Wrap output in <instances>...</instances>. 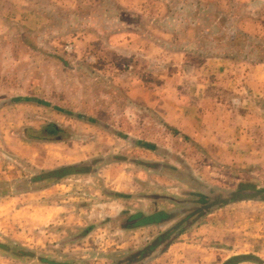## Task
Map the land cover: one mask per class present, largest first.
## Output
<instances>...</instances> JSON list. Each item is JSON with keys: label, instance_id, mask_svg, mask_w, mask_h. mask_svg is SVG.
Returning <instances> with one entry per match:
<instances>
[{"label": "rangeland", "instance_id": "1", "mask_svg": "<svg viewBox=\"0 0 264 264\" xmlns=\"http://www.w3.org/2000/svg\"><path fill=\"white\" fill-rule=\"evenodd\" d=\"M0 42L3 84L25 99L22 107L32 106L20 110L32 115L17 125L0 115V264H116L170 229L165 249L132 264H177L168 248L213 218L225 220L226 233L203 245L214 253L207 262L264 264V193L212 204L220 193L264 190V95L217 114L229 119L223 124L210 126L206 113L216 99L238 106L231 91L264 94V0H0ZM115 75L129 84H116ZM128 85L160 91L169 102L180 91H201V110L193 111L198 138ZM212 133L229 144L209 142ZM69 164L91 170L32 179ZM57 183L45 193L61 197L55 205L63 211L38 197ZM158 210L170 217L122 224L128 214ZM245 211L253 224L242 219Z\"/></svg>", "mask_w": 264, "mask_h": 264}, {"label": "crops", "instance_id": "2", "mask_svg": "<svg viewBox=\"0 0 264 264\" xmlns=\"http://www.w3.org/2000/svg\"><path fill=\"white\" fill-rule=\"evenodd\" d=\"M64 1L65 0H63V2ZM130 56H131V54H130ZM0 80L2 81V84L0 82V115H2L3 121H7L8 117H9L7 115L10 114V116H13V118L9 117V119L14 122V125H17V123L20 124L24 120L23 117H25V116H27V114H29V113H26V115H23L24 110L23 111H20V110L23 109L24 107H28L27 109H29V108L31 109L32 106L29 107V104L26 103L27 106L22 107V105H24L23 103L26 102V101H24L25 99L22 97H16L18 94L15 93V91H12L8 94L7 84L6 85L3 84V83H6L4 77L0 76ZM18 80H20V78L15 79V84H18ZM48 80L49 79L47 78V81ZM50 80H52L51 77H50ZM123 80L124 79L122 78V75H115V77H114V81L116 82V84L120 83L121 81L123 82ZM125 80L127 81V84H129L128 83V81H129L128 77ZM126 91L131 95H135L141 103H143L149 107H153L157 112L164 115L165 121H167L168 123H170L171 125H173L177 129H181V130L184 129V130L188 131L191 136L193 135L196 138H198L197 137V134H198L197 130H198L199 125L197 126V124L195 123V120H197V118H196V115L195 116L193 115V111H195V112L199 111L200 112V110H201L200 107L202 106V104L200 101H198L195 98L196 97L195 95L201 91H198V92L196 91L195 93H192L191 91L188 93L180 91L175 95L176 98L172 102L167 101L166 96H162L160 91L153 90V91L148 92L145 90H141V91L138 90L135 92L134 88L129 87V85H128V87H126ZM227 94H229V96L232 97L230 99H234L235 96H237L238 98H241V100L239 101L240 103H238V106H236V104H233V102H230V100L225 101L222 99H216V101L214 102V105L216 104L215 105L216 107L211 106V109L206 110V113L210 114L209 117L213 118L210 126L213 123L216 124V122H219V123L222 122V124H223V121H228L229 119L226 120V116H217V114H224L227 112L231 113L232 110L229 109V107L236 108L239 110L246 103L251 104V101L254 103V100H250L251 97L255 96V97L261 98L264 95L260 90L256 91V89L253 91H251L249 89H246V90L240 89L237 91H231ZM203 95H206L205 98H207V96H208V94L204 91H203ZM227 97H228V95H227ZM204 110L205 109L202 108V111H204ZM5 115H6V119H5ZM29 115H32V114H29ZM232 116H235V115L233 114ZM221 117L223 118V120L221 119ZM207 120H209V119H207ZM230 122H232V120H230ZM235 122L239 123V117L238 116L236 118H234V121L232 123H235ZM50 123H52V122H50ZM233 126H234V124H233ZM199 127L201 128L202 124ZM234 127H235V129L239 128L237 126H234ZM206 138L211 143H216V144H220V145L229 144L228 141H225V138H221L220 136H218L217 133H216V137L214 136V133H212ZM204 139H205L204 137L199 138V140H201V141H203ZM231 140H234L235 142H237L236 144L239 143V145H240V142L237 139L232 138ZM22 142H23V140H20V143H22ZM69 151H71V150H69ZM239 152H241V151H238V154H237L238 157L236 156V160L239 158L240 162H242V161H244V158H242L243 156L240 155ZM64 153H66V151ZM69 155H70V152H69ZM257 162H258V160L256 161V164H257ZM57 164H59V163H57ZM57 164L51 165L50 167H54ZM77 175H79V174H77ZM4 176H6V175H4ZM72 177H74V175ZM67 179H70V178L68 177ZM56 185H58V183L54 184V185L52 184L48 188H45L44 190H42L45 195H43V193H42L38 197L39 198L40 197L43 198V196L46 197L47 200H45V202L49 203L48 205L53 206V208L55 210L63 211L62 207H64V206L62 204L61 205L60 204L55 205V204H58V202H57L58 200L61 202V200H63V199L61 197H52V199H50L51 195L46 194V193H51L52 191H54V188H56ZM51 187H52V189H51ZM251 199L252 198H248V200L244 199V200H241V202L251 201ZM256 202L259 203L260 201H256ZM48 205H47V207H48ZM73 205L74 204H72L71 207H75ZM38 207L39 206H37L36 208L38 209ZM31 208L34 209V207H31ZM78 208H79V206H78ZM246 213L247 212L245 211L244 215H242V219L248 217L247 220L245 219V222L253 224V218L249 217V216H251V213H248V215ZM215 214H217V213L213 212V213H210L209 215H215ZM70 217L71 216L67 215V214H66V216H64V218H67L69 220H70ZM54 219H56V218H54ZM62 219L63 218L60 217V220H62ZM214 219H216V218H213L212 220L207 219L206 222H202L203 224H201L199 227L195 228L196 231L193 230L192 232H190L191 235L189 236L188 240H184V237L186 235H185V233L182 234L176 240V242H174V244H172L168 248L167 251H169L172 247H175L176 258L178 259L177 264H201V263L202 264H211L210 262H207V261H209V260L211 261L214 259L213 258L214 256L210 257L211 255H214V253L213 252H210V253L204 252V250H207V248L203 247V245L206 244V242H208V243L211 242V240L213 238V234H215V233L220 234L219 232L226 233L224 230H222V229H224V227H225L224 225L226 224L225 220H223V224H224L223 225L221 223L222 219L218 218L219 221H217L215 224H214ZM233 222H234V220H233ZM245 222L241 221L239 223V225L240 224L242 225V223L244 224ZM228 223L230 224V222H228ZM234 223L236 224V222H234ZM209 224L210 225L212 224L211 227H205V226H209ZM235 228H237V227H235ZM204 229H206V232H203ZM235 231H239V230L235 229ZM200 233H201V235H200ZM217 239H220V238H217ZM179 241H181V242H179ZM188 241H189V243H187ZM34 242L37 245L39 243H41V244L43 243V241L41 239H36ZM167 251L164 252L159 257H163L164 255H166ZM215 257L218 259H224L225 258L223 256L220 257L219 255L218 256L216 255ZM146 261H148V260H146ZM146 261H144V264ZM154 261H156V260H154Z\"/></svg>", "mask_w": 264, "mask_h": 264}, {"label": "trees", "instance_id": "3", "mask_svg": "<svg viewBox=\"0 0 264 264\" xmlns=\"http://www.w3.org/2000/svg\"><path fill=\"white\" fill-rule=\"evenodd\" d=\"M50 128H53L50 126ZM91 170L90 168L85 167L82 164H69V165H62L57 168L49 169V170H43L40 173H37L32 176L33 180H46L50 179V181H57L65 176L76 174V173H82L84 171ZM48 185V184H47ZM264 190L258 189L255 191L245 192V191H230L229 193H220L218 194L219 198L216 197L213 203H219V204H225L229 203L231 201H234L236 199H245V198H256L260 194H263ZM207 199L203 196L200 197V201L205 202ZM210 205V203L208 204ZM199 209V208H198ZM201 209V207H200ZM203 212V211H202ZM201 212V213H202ZM169 212L167 210H158L153 213H146L144 211H138L133 214H128V216L123 220L122 224L126 228H134L144 225H150V224H159L163 220L169 218ZM172 230H168L165 232H162L158 234L153 240H151L147 245L143 246L140 249L130 251L127 253V255L122 259L116 262V264H121L123 260L126 261L127 264H132L141 261L142 259L148 257L149 252L153 250L155 247H158L163 244V247L161 250L165 249L168 245V243L171 242V232ZM166 241V242H164ZM165 244L167 246H165ZM239 258V257H238ZM237 260V257H234L229 262H226L225 264H231L232 261Z\"/></svg>", "mask_w": 264, "mask_h": 264}]
</instances>
